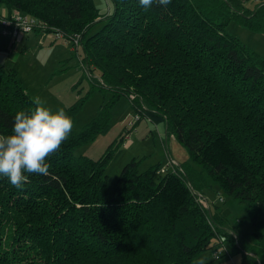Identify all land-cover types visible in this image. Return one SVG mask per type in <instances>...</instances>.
<instances>
[{
    "label": "trees",
    "instance_id": "1",
    "mask_svg": "<svg viewBox=\"0 0 264 264\" xmlns=\"http://www.w3.org/2000/svg\"><path fill=\"white\" fill-rule=\"evenodd\" d=\"M105 1L111 8L102 14L94 0H0V16H33L50 40L75 53L80 47L101 80L92 78L88 95L111 94L48 158L47 175L26 174L19 188L0 178V264H192L220 236L241 250L218 208H204L194 194L213 186L257 205L253 256L245 257L264 264V58L226 31L235 21L264 33L262 0L251 8L241 0H173L147 11L137 0ZM121 97L163 122L187 161L158 175V166L139 173L133 158L109 186L106 169L124 134L97 159L76 156L109 133ZM88 98L63 109L74 125ZM37 107L16 70L0 66V134L11 133L17 112Z\"/></svg>",
    "mask_w": 264,
    "mask_h": 264
},
{
    "label": "rangeland",
    "instance_id": "2",
    "mask_svg": "<svg viewBox=\"0 0 264 264\" xmlns=\"http://www.w3.org/2000/svg\"><path fill=\"white\" fill-rule=\"evenodd\" d=\"M243 2L248 8L258 3L255 0ZM94 3L102 14L109 12L111 8L110 3H106L105 0H94ZM9 14L4 13V15ZM96 26L93 28V32L100 27ZM226 31L264 58V33H254L235 21L228 23ZM9 37L1 34L0 27V66L5 67L7 65L6 68H13L17 71L19 79L33 100L38 101L40 105L45 103L44 105L55 111L67 108L81 98L89 97L76 118L73 128L75 131H79L88 123L96 115L99 106L111 98L109 92L99 90L88 95L90 87L94 83L93 79L99 83L101 80L84 59L80 47L75 53L70 43L50 40L49 34L42 33L23 34L20 37L22 41L19 42ZM13 45L15 49L11 48ZM8 52H17V54L14 58H8ZM135 114L137 112L131 107L130 101L126 97H121L111 109L109 133L81 146L75 151V155H83L92 159L99 158L111 142L124 134L127 128L129 129L128 121ZM165 137L167 135L163 122L153 123L148 117H142L140 121H136L133 128L130 129L129 139L123 141L122 147L116 150L107 166L106 176L109 186L115 183L123 167L133 158L140 162L138 165L139 173L147 171L152 166L168 169L166 166L167 157L175 158L174 160L178 165L179 162L187 161V153L177 143L174 147L180 155H170L169 151L172 152L173 145L170 148L168 145V149H166L164 146ZM169 139L175 142L172 136ZM203 195V198L209 202L211 211L214 212L215 207L218 208L216 210L235 231L239 242L243 243L244 246L239 250L226 237L220 236V238H214L211 245L217 248H225L229 254L219 259H213L210 249L203 252L199 259L205 258L206 264H216L217 262L255 264L245 256H251L247 249L255 243L251 236V220L256 214L257 205L240 203L222 193L216 186L208 190L205 189ZM215 201L216 203H214ZM260 220L264 230V212L260 215ZM196 261L192 264H196Z\"/></svg>",
    "mask_w": 264,
    "mask_h": 264
},
{
    "label": "clouds",
    "instance_id": "3",
    "mask_svg": "<svg viewBox=\"0 0 264 264\" xmlns=\"http://www.w3.org/2000/svg\"><path fill=\"white\" fill-rule=\"evenodd\" d=\"M173 0H137L149 10L154 4L163 8ZM74 128L73 118L63 109L37 107L26 113L19 111L14 117L10 134H0V178L6 177L14 187H21L26 174H48V158L57 152ZM123 145V144H122ZM196 264H206L200 258Z\"/></svg>",
    "mask_w": 264,
    "mask_h": 264
},
{
    "label": "built area",
    "instance_id": "4",
    "mask_svg": "<svg viewBox=\"0 0 264 264\" xmlns=\"http://www.w3.org/2000/svg\"><path fill=\"white\" fill-rule=\"evenodd\" d=\"M241 1H247V0H241ZM262 1H264V0H262ZM0 27H1V34L3 36H11L14 39L18 38L19 36H21L23 34H31V33H37V32H42V34H44L48 31L46 23L42 22L41 20H39L33 16L23 14L19 11H15V10L12 11L9 15H4V16L1 15L0 16ZM79 40H80L79 37H77L71 41H73L75 47H77ZM141 110L145 111L146 108L142 106ZM142 117H143V113L141 111L140 112L137 111V114H135L133 116V118L128 121L129 129L127 128L125 130L126 135L124 133V140L129 139L130 129H132L135 122L140 121ZM174 159H173V157L168 158V162L166 164L168 169H170L172 171H174V168L178 165ZM166 169L167 168H161L157 172V174L159 175V174L165 173ZM194 194L197 196L199 203L204 208L209 207V202L205 198H203L202 195H200L197 192H195ZM219 200L221 201L222 199H219ZM215 203H216V201H215ZM224 252H225L224 248H216L212 252V258L213 259H219ZM251 256H253V255L251 254Z\"/></svg>",
    "mask_w": 264,
    "mask_h": 264
},
{
    "label": "crops",
    "instance_id": "5",
    "mask_svg": "<svg viewBox=\"0 0 264 264\" xmlns=\"http://www.w3.org/2000/svg\"><path fill=\"white\" fill-rule=\"evenodd\" d=\"M262 3L264 4V1H262ZM4 13H6V11L5 10H3L2 12H1V14H2V16H4ZM22 36V35H21ZM21 36H19L18 38H16V41H20L21 40ZM5 37H9V36H5ZM10 39H14V38H11V37H9ZM33 39H35V38H33ZM46 39H48V38H46ZM11 40V41H12ZM22 41V40H21ZM33 41V40H32ZM11 45H12V43H11ZM18 45H20V43H18ZM4 48V47H3ZM12 49H15V46L13 45L12 47H11ZM17 48V47H16ZM16 54H17V52H14V53H10V52H8V58L9 57H11V58H14L15 56H16ZM6 66L7 65H5V68H6ZM4 67V66H3ZM12 69V68H11ZM17 72V71H16ZM36 101V100H35ZM37 103H38V101H36ZM39 104V103H38ZM45 103H42L41 104V106H44V107H48L47 105H44ZM40 105V104H39ZM48 108H50V107H48ZM125 135H126V131H125ZM167 138L169 139V137H165V141H164V146H168L169 145V148H170V146H172L173 145V147H172V152L171 151H169L170 152V155H173V156H175V155H180V154H178L179 152L177 151V149H175V147H174V145H176L175 144V142H172V141H169V140H167ZM169 142H170V144H169ZM123 143V142H122ZM174 143V144H173ZM169 155V154H168ZM167 155V156H168ZM167 158H169V157H167ZM163 167V166H162ZM168 171V170H167ZM250 254V253H249ZM251 255V254H250ZM216 264H224V263H222V262H217Z\"/></svg>",
    "mask_w": 264,
    "mask_h": 264
}]
</instances>
